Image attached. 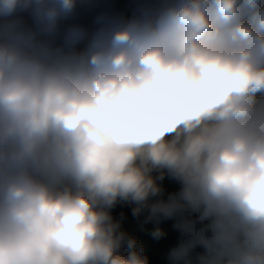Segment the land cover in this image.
<instances>
[{"label": "clouds", "instance_id": "9594fccd", "mask_svg": "<svg viewBox=\"0 0 264 264\" xmlns=\"http://www.w3.org/2000/svg\"><path fill=\"white\" fill-rule=\"evenodd\" d=\"M119 204L264 264V0H0V264H149Z\"/></svg>", "mask_w": 264, "mask_h": 264}, {"label": "crops", "instance_id": "0c3cea01", "mask_svg": "<svg viewBox=\"0 0 264 264\" xmlns=\"http://www.w3.org/2000/svg\"><path fill=\"white\" fill-rule=\"evenodd\" d=\"M132 207V205L128 204L117 205L112 209L114 218L120 220L122 229L137 240V249L142 248L144 250V253L149 258V264H167V252L172 246L167 250H156L152 242V237H154L152 232L157 226L161 227L166 232V235L163 236L166 240L165 237L168 238L171 235L170 226H172V221H161L157 225L154 221H148L146 219V213H141L140 216H134Z\"/></svg>", "mask_w": 264, "mask_h": 264}, {"label": "rangeland", "instance_id": "374dc122", "mask_svg": "<svg viewBox=\"0 0 264 264\" xmlns=\"http://www.w3.org/2000/svg\"><path fill=\"white\" fill-rule=\"evenodd\" d=\"M170 180L171 178L166 176L165 179L162 181V184L164 185L166 191H174L178 188V184L175 181L171 180L172 183L171 184L168 183ZM172 185L174 186L171 187ZM170 229H171V235H169L168 238L165 237L166 238L165 241H167L168 243L166 242V244H164L163 246L160 245L159 239L152 237V242L156 250H161V249L167 250L169 249L170 246L175 245V243L177 242V239H176L177 233L173 230L172 226H170Z\"/></svg>", "mask_w": 264, "mask_h": 264}, {"label": "trees", "instance_id": "16d2710c", "mask_svg": "<svg viewBox=\"0 0 264 264\" xmlns=\"http://www.w3.org/2000/svg\"><path fill=\"white\" fill-rule=\"evenodd\" d=\"M168 183H170V182H168ZM171 183H172V182H171ZM171 183H170V184H171ZM159 242H160V245H161V246H163V245L166 243L164 237H163V238H159ZM162 242H163V244H162Z\"/></svg>", "mask_w": 264, "mask_h": 264}, {"label": "built area", "instance_id": "2783aa9c", "mask_svg": "<svg viewBox=\"0 0 264 264\" xmlns=\"http://www.w3.org/2000/svg\"><path fill=\"white\" fill-rule=\"evenodd\" d=\"M171 180H172V179H171ZM171 180L169 181L170 183L172 182ZM162 244H163V242H162Z\"/></svg>", "mask_w": 264, "mask_h": 264}]
</instances>
